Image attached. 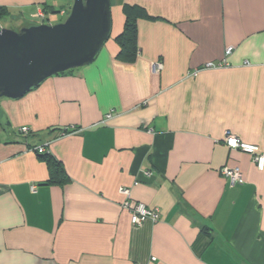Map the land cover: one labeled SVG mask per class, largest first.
<instances>
[{
  "label": "crops",
  "instance_id": "obj_1",
  "mask_svg": "<svg viewBox=\"0 0 264 264\" xmlns=\"http://www.w3.org/2000/svg\"><path fill=\"white\" fill-rule=\"evenodd\" d=\"M72 1L0 0V27L57 23ZM110 5L91 63L0 97V264H264V169L223 143L230 132L264 153V0ZM124 5L142 12L132 56L115 38ZM123 187L159 219L132 225Z\"/></svg>",
  "mask_w": 264,
  "mask_h": 264
},
{
  "label": "water",
  "instance_id": "obj_2",
  "mask_svg": "<svg viewBox=\"0 0 264 264\" xmlns=\"http://www.w3.org/2000/svg\"><path fill=\"white\" fill-rule=\"evenodd\" d=\"M111 28L110 0H73L66 19L54 24L0 27V97L19 98L52 75L91 63Z\"/></svg>",
  "mask_w": 264,
  "mask_h": 264
},
{
  "label": "built area",
  "instance_id": "obj_3",
  "mask_svg": "<svg viewBox=\"0 0 264 264\" xmlns=\"http://www.w3.org/2000/svg\"><path fill=\"white\" fill-rule=\"evenodd\" d=\"M66 11L62 10L61 13H66ZM69 12V11H68ZM68 14V13H67ZM42 16V15H41ZM232 50L231 46H228L225 48V55H228ZM227 65L226 61L223 59L222 61H208L193 70L189 71V75H196L199 71L203 69H210V68H219ZM162 67V64L160 62H154L153 63V70L154 71H160ZM111 113H107L105 118H110ZM19 131L21 133H27L29 131V128L26 126H22L19 128ZM66 133H63V135ZM223 143L227 145L229 148L232 149H238L245 153H248L251 155L253 162L255 163L257 169L263 170L264 169V153L260 151L259 147L257 145H253L250 143H246L242 141L240 138H238L236 135L227 132L226 135L223 138ZM30 150L37 152V153H43L45 151V148L43 145L39 146H32L29 148ZM220 172L229 177L231 182L239 181L241 179V173L236 169H231L228 167L221 168ZM120 192L125 195V199L123 200V207L127 208L130 211V221L132 225H141L145 220L150 219L152 221H157L160 216V212L158 208H147L144 203L136 202L130 197V191L128 188H121Z\"/></svg>",
  "mask_w": 264,
  "mask_h": 264
},
{
  "label": "trees",
  "instance_id": "obj_4",
  "mask_svg": "<svg viewBox=\"0 0 264 264\" xmlns=\"http://www.w3.org/2000/svg\"><path fill=\"white\" fill-rule=\"evenodd\" d=\"M122 11L125 17L123 28L122 31L115 36V38L120 47L119 54L132 56L137 49L136 19L140 16L142 12L139 8L128 5H124ZM5 13H6V9L0 6V16ZM46 161L49 168L48 181L50 183H58V184H63L64 182H66L67 174L63 169V167L61 166V163L50 155L46 156Z\"/></svg>",
  "mask_w": 264,
  "mask_h": 264
},
{
  "label": "rangeland",
  "instance_id": "obj_5",
  "mask_svg": "<svg viewBox=\"0 0 264 264\" xmlns=\"http://www.w3.org/2000/svg\"><path fill=\"white\" fill-rule=\"evenodd\" d=\"M55 11V10H54ZM68 11H69V9L67 10V12L64 14V15H59V13L58 12H53V13H50L49 14V16H50V18H51V20L53 21V20H56V21H64L65 19H66V16H67V13H68ZM111 16H112V21L114 22V16H115V11L114 10H112V12H111ZM3 24L4 25H6V27L8 28H10V29H13L14 27H16L17 26V24H16V22H13V21H11V20H7V21H3ZM114 24V23H113ZM31 25V24H30ZM23 26H26V25H22L21 27H23ZM28 26V25H27ZM20 28V27H19ZM18 27L17 28H15L16 30H18L19 29ZM113 31H114V25H112V29H111V34L113 33Z\"/></svg>",
  "mask_w": 264,
  "mask_h": 264
}]
</instances>
